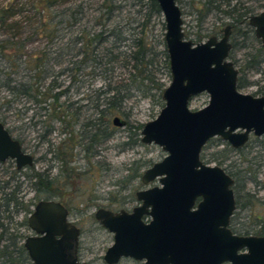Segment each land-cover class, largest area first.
<instances>
[{"label":"rangeland","instance_id":"obj_1","mask_svg":"<svg viewBox=\"0 0 264 264\" xmlns=\"http://www.w3.org/2000/svg\"><path fill=\"white\" fill-rule=\"evenodd\" d=\"M37 1L0 0V11L7 9L13 12L10 16L5 17L4 23H0L1 80H5L9 76L15 83L29 80L28 76L34 72L30 66H33L34 62L33 60L25 64L23 62L34 56L40 59L38 70L40 75L44 76L43 81L40 79L39 83L46 85L53 75L55 83L58 84L54 90L67 89L58 99V102L64 105L72 103L69 109L71 116L68 114L66 119L73 118L74 114L72 113L75 112L76 105L85 104V106L79 110L80 115H78L77 123L71 127L63 128L60 122L52 118L49 119V128L44 129L39 123L35 125L33 123L40 119H45L46 122L49 115L48 108L45 112L38 107L39 104L28 100L25 96L21 94L14 96L5 88L0 87V115L5 116L6 125L11 128L12 135L20 139L23 148L32 155V170L34 171H44L50 165L49 173L51 177L55 176L59 172L60 161L53 159L52 153L47 149L51 146L50 149L56 153L57 147L61 143H65L67 149L69 146L72 147L70 161L66 164L71 172L64 188L62 186V190L67 194L63 197V202L69 208L68 219L81 230L79 235L80 259L89 264H105L101 255L105 247L110 244L111 236L96 223L93 212L98 207L116 210L118 208L129 209L135 205L133 196L135 190L157 185L155 180L148 184H142L139 180L140 174L152 162L160 160L165 154L159 146L152 143L144 144L139 139L142 124L157 115L163 101L157 99V92L153 88L143 96L142 92L147 89L145 83L144 86L140 85L137 90L138 74L135 76L136 81L127 85L129 69L121 67L120 64L127 62L130 65L132 61L124 58L121 53L117 54L120 51L128 52L130 39L134 33L136 36H142L139 33L141 27L139 23L143 20L145 9L142 7L140 9V3L147 0H44V4L47 6L48 2L49 5L48 9L44 10L45 12ZM188 1L191 0H180V4H178L182 11L184 38L192 43H197L204 41L212 34L220 36V29L230 19L219 13H210L202 20L197 21L194 8L188 5ZM240 1L243 5L254 8V12L264 8V5L259 7L255 0ZM233 2L234 0H230L231 5ZM104 6H112L110 18L107 15L108 9ZM66 7H78L81 13L78 19L74 20V16L70 12L62 13V9ZM1 15L0 12V17ZM43 20L47 22L48 27L42 30L40 27ZM109 29L112 30V35L97 46L96 53H93L92 50L90 52L95 41L88 46L83 44L84 42L75 43L74 41V38L78 37L80 33H83L82 36H84L85 32H89L86 37L90 38V32L93 30L107 32ZM163 30L161 15L151 16L145 25L143 41L147 42L149 46L152 44L153 49L158 53L156 62L150 70L153 71L155 80L165 87L169 82V71L167 72L164 67V59L160 53L163 49L160 41ZM240 30L244 31L245 27H241ZM43 32L48 36L44 37ZM51 35L53 38L49 40L48 37ZM197 35H200L199 40H197ZM229 41L232 43L230 55L235 59H241L247 50L241 45L244 43L250 46L251 42L249 37L244 41L243 37L235 31L231 34ZM112 45H115V48H111ZM104 46L109 47L110 52L101 57L99 52H104ZM68 49H73L70 54L66 52ZM77 49L80 50V53L75 54ZM1 52L8 58L3 57ZM72 54L73 56H71ZM94 56L95 59H93ZM113 58L117 60H113ZM99 59L100 63L95 66L93 61ZM44 68L49 72L48 77L46 76L48 72L46 74L42 72ZM73 77L75 81L72 82ZM246 78L249 81H257L260 75L256 72L248 73ZM119 84L131 93L130 96L122 100L119 112L111 114L110 112L94 111L92 104L96 101V92ZM254 90V85L239 89L242 93H252ZM5 100L10 101V108H7L8 102ZM207 100L208 95L205 92L199 93L190 99L189 108L199 109L207 103ZM113 116H118L124 121V124L121 126L112 125L110 120ZM97 118L107 121V128L103 124L99 132L101 134L108 132L110 137L100 144L92 145V149L85 157L86 152L82 149L81 136L82 132L87 129L82 130L81 126L91 119L98 122ZM47 127L45 126V128ZM84 132L86 133V131ZM42 133L45 136L44 140L40 141L39 137ZM71 140L74 142L73 144H71ZM216 143H218V139L213 137L207 144L212 147L203 150V152H212ZM91 151H93L92 155ZM40 157L44 159H40ZM231 160L236 162L244 160V164L247 160L252 162L263 160L262 164L255 169L257 183L249 182L246 187L254 193L256 198L264 199V143L250 137L241 150L231 152L229 160L225 161L223 165ZM20 178L18 177V180ZM25 197L34 199L35 192L28 188ZM259 210L260 205L257 203L250 208L238 211L239 213L234 219L237 222L236 225H249L251 213ZM247 215L249 216L247 217ZM17 219H22V215H18ZM23 232L28 233L26 229ZM116 264H139V261L122 258Z\"/></svg>","mask_w":264,"mask_h":264},{"label":"water","instance_id":"obj_2","mask_svg":"<svg viewBox=\"0 0 264 264\" xmlns=\"http://www.w3.org/2000/svg\"><path fill=\"white\" fill-rule=\"evenodd\" d=\"M163 22L162 40L169 82L160 97L157 115L140 128V142L155 144L165 153L140 174L134 191L137 205L129 211L98 207L97 224L112 234L102 261L116 264L131 258L141 264H264V236L238 235L229 228L234 211L232 179L218 165L203 163V145L218 137L233 148L248 138L264 135V95L236 88L237 68L227 59L230 43L226 25L220 38L211 35L192 43L184 38L175 0H154ZM248 25L264 46V8L248 17ZM205 92L207 103L190 109V99ZM112 124L121 126L118 116ZM30 166L33 157L21 149L0 122V161ZM143 218H147L144 221ZM33 235L23 241L33 264H87L68 250L79 230L57 200H38L27 217Z\"/></svg>","mask_w":264,"mask_h":264},{"label":"trees","instance_id":"obj_3","mask_svg":"<svg viewBox=\"0 0 264 264\" xmlns=\"http://www.w3.org/2000/svg\"><path fill=\"white\" fill-rule=\"evenodd\" d=\"M177 5L180 4V0H175ZM257 2V5L259 7L264 5V0H255ZM40 6L43 7V12H45V9H48L49 5L47 2L44 4V0H38L37 1ZM43 3V4H42ZM190 7L194 8L196 19L197 21L202 20L205 16H207L210 13H219L226 17H228L230 20V23L234 24V31L237 32V34L241 35L244 39L250 38V46L245 45L244 43L241 45V47L247 48V50L243 53V57L237 61V68H238V79L236 81V87L238 89L243 88L246 85L250 84V81L247 80L246 76L248 73H254L257 71H261V76L264 80V67H262V64L264 63V47H262L259 43V41L254 37L252 33V29L248 26L246 19L249 15L255 13L254 8L245 6L240 0H234L233 4H230V0H191L187 2ZM144 8L143 13V20L139 23L140 24V30L139 33L142 34V36H136V33L133 34L132 38L130 39L129 49L127 53L119 52L117 54H122L124 58L129 59L131 62L130 65L127 64V62H122L120 65L121 67H125L128 70V84L131 85L134 81H136L135 76L138 74L139 79L138 83L139 85L136 87L137 90H139L140 85L146 84V91L142 92V95H147L148 91L153 88L157 92V99L161 101L160 94L163 90L164 85L162 83H159L155 80V76L153 71L151 72L150 68L155 64L156 57L158 55L157 52H155L154 46L152 44H149L145 41H143L144 38V32H145V25L148 23L149 18L153 15L160 16V11L158 9V6L154 0H147L146 2L140 3V9ZM179 7V5H178ZM108 9V17H111V11L112 6L105 7ZM114 8V7H113ZM180 9V7H179ZM70 12L74 16V20L78 19L80 11L78 7H66L62 9V13ZM140 11V10H138ZM2 13L0 17V23H4L5 17L10 16L13 12L11 10L3 9L0 11ZM180 13L182 14V11L180 10ZM107 18V17H106ZM47 22L43 20L42 26L40 29H44L47 26ZM162 25V23H161ZM245 27L244 31H241L240 28ZM89 32H85L84 36H82L83 33H80L78 37L74 38L75 43L78 41L84 42L86 46L92 45L91 43L95 41V45L90 49V52L96 53L97 46L101 43L105 42L110 35H112V30L109 29L107 32L105 30L100 31H92L90 32L91 37H86V35ZM43 36L47 37L48 34L43 32ZM86 37V38H85ZM49 40H51L53 37L52 35L48 37ZM85 38V39H84ZM200 39V35H197V40ZM161 41V45L163 46L160 53H162L163 56V64L164 67L167 69L168 72V66H167V57L164 50V45ZM2 48V46H0ZM111 48H115V45H112ZM104 52L100 53L101 57H104L106 53L110 52L109 47H103ZM73 49L66 50L67 54H70ZM77 52L75 54L80 53V50L77 49ZM84 51V50H83ZM85 53V51H84ZM1 55L4 57L5 55L3 52H1ZM97 57L100 58L98 54H96ZM95 55V56H96ZM73 56V54L71 55ZM93 56V55H92ZM91 56V59H92ZM95 56L93 59H95ZM118 56V55H117ZM122 56V57H123ZM5 58H8L5 56ZM19 59V58H18ZM17 59V60H18ZM33 60L34 64L33 66H30L31 70L34 72L30 74L28 77H30L29 80L26 82L20 81L16 82L11 78V76L6 77L5 80H1L0 77V87L5 88L8 92L12 93V95L21 94L25 96L28 100H32L34 103L39 104V108L41 110L47 111L48 108V116L45 119H40L34 122L33 124H40L44 129L49 128V119H55L58 122H60L63 125V128H69L73 124L77 123L78 115H80V109L85 106V104L76 105L75 106V112L73 118L66 119V116L69 114V109L72 105V103H66V105L61 104L58 102L59 96L62 95L66 90H54L58 87V84L55 83V78L52 75L47 84H40V79H43V75H40L39 67H40V59L37 57H32L31 59L24 60V64L28 63V61ZM113 60H117L114 59ZM9 61V60H8ZM95 66H98V63H100L99 60L93 61ZM155 67V66H154ZM156 68V67H155ZM77 69V68H75ZM38 71V72H37ZM44 74L48 72V70L43 69ZM10 73V72H9ZM49 75V72L47 73V77ZM1 76V74H0ZM56 76V75H55ZM43 81V80H42ZM75 81L74 77L72 78V82ZM145 83V84H144ZM119 85H114L113 87H109L105 90H99L96 92V101L93 103L92 107L94 111L98 112H105L108 113H117L119 112L120 104L123 99L127 98L131 95L129 90H126L125 87H122ZM19 87V88H17ZM85 97V96H84ZM86 98V97H85ZM8 102L7 108H10L11 106L9 100H5ZM42 104V105H41ZM48 104V106H46ZM103 106V107H102ZM114 117V116H113ZM112 117V118H113ZM111 118V119H112ZM98 119V118H97ZM0 121L2 123H6L5 116L0 115ZM111 122V120H110ZM104 124V126L107 128V121H101L98 119V122H94L91 120L86 121L82 124L81 129H87L82 132V149L86 152L85 157L88 155V151L92 149V145L100 144L102 141L108 139L110 137V133L105 132L101 134L99 132L100 127ZM112 124V122H111ZM113 125V124H112ZM45 126H48L45 128ZM96 130V131H95ZM64 131V129H62ZM11 132V128H10ZM46 132V131H45ZM12 134V132H11ZM45 134H40L39 140H44ZM69 137L71 138L70 134ZM68 138V139H70ZM21 145L22 141L15 137ZM72 139V138H71ZM211 140V139H210ZM210 140L207 141L206 145L202 148V151L200 153V158L205 163L213 162L216 165H219L223 168V170L231 176L233 179L232 184V191L234 195V202H235V210L233 212V215L231 216L229 227L235 234L238 235H261L264 236V199L259 200V198H256L254 196V193L250 192V189L246 187V184L249 182H253L256 184L255 181L256 177V170L261 164L262 161H254L247 160L246 164L243 163V161L236 162L235 160H231L226 165H223L225 161L229 160L231 152H236L241 150L239 149H233L229 147L228 144L224 142H220L218 140V143H216L213 147V151L210 153L203 152V150L212 147L208 146L207 144L210 142ZM258 141H264L263 139H257ZM74 142L71 140V144ZM221 144L222 147H217V145ZM49 145V144H48ZM23 147V146H22ZM68 147V146H67ZM51 148V146H50ZM48 148L49 152L52 153L53 159L56 161H60L59 163V172L55 176L50 175L49 169L50 165L46 167L44 171H34L32 170V166H30L27 170L30 171V174H28L26 177L28 179L29 188L32 189L35 192V197L33 202H36L40 199H53L57 200L63 205L66 206V204L63 202V197L67 195L64 190H62V186L64 188L66 184V180L69 179V174L71 171L70 168L66 167V164L70 161V154L72 147H68V149L65 147V143H61L57 147V152H53ZM24 149V148H23ZM93 151L90 152L92 155ZM40 159H44L41 158ZM254 167V168H253ZM251 174V175H250ZM64 176V177H63ZM18 180V179H17ZM19 184L20 181H17ZM36 199V200H35ZM259 203L260 210L251 213L250 216V224L249 225H236L237 222L234 221V219L237 217L238 211L245 210L246 208H250L254 206L255 204ZM17 204V201L15 197L11 196L10 194L7 197L0 199V264H27L24 250L21 246L18 245L16 247L13 243V238L10 235L9 231L3 227V220L4 218H7L8 216H4L5 209H7L11 205ZM69 210V208L67 207ZM249 215H247L248 217ZM254 230V231H253Z\"/></svg>","mask_w":264,"mask_h":264},{"label":"flooded vegetation","instance_id":"obj_4","mask_svg":"<svg viewBox=\"0 0 264 264\" xmlns=\"http://www.w3.org/2000/svg\"><path fill=\"white\" fill-rule=\"evenodd\" d=\"M256 13V12H255ZM254 14V13H253ZM252 15V14H251ZM250 16V15H249ZM248 16V17H249ZM248 17L246 19V22L248 24ZM228 25L229 28H228V34H227V40L228 42L230 43V49L228 51V56H227V59L230 60L232 62V64L237 68L236 64H237V61H239L240 59H235L234 57H232L230 55V51L232 49V43L229 41L230 37H231V34L233 33L234 31V24L233 23H226L224 25V27L222 29H220L221 33H220V36H217L215 34H212L213 36H215L217 39L221 37L222 33H223V29L225 28V26ZM249 26V25H248ZM250 27V26H249ZM251 28V27H250ZM252 29V28H251ZM252 33H253V29H252ZM254 35V34H253ZM211 36V35H210ZM209 37V36H208ZM207 37V38H208ZM255 37V36H254ZM257 39V38H256ZM258 40V39H257ZM259 41V40H258ZM260 43V42H259ZM261 45V44H260ZM262 46V45H261ZM264 47V46H262ZM234 58V59H232ZM262 67H264V63L262 64ZM237 72H238V68H237ZM258 75H260V78L259 80H252L250 81V84L249 85H254L255 86V90L252 92V93H249L253 96H263L264 95V80L261 76V71H257L256 72ZM238 75H239V72L237 73V79H238ZM237 81V80H236ZM260 82V83H259ZM249 85H246L244 87H247ZM243 87V88H244ZM237 88V87H236ZM237 90L239 91V89L237 88ZM1 122V121H0ZM111 122H112V119H111ZM2 123V122H1ZM3 126L7 129L9 135L12 137V138H15L11 132H10V127H8L6 125V123H2ZM115 126V125H114ZM250 137H254L255 140L257 139H263L264 135H260V136H253L252 134H249L248 135V138L247 140L239 147L237 148H233L231 147L229 144V147L233 148V149H241L242 147L245 146L246 142L248 141V139ZM212 139V138H210ZM209 139V140H210ZM216 139H218L220 142H224L226 143L225 141H222L220 138L216 137ZM20 143V142H19ZM207 143V142H206ZM206 143L204 145H206ZM262 143H264V141H262ZM227 144V143H226ZM203 145V147H204ZM221 144L217 145V147H222V145L220 146ZM20 146H21V149L25 152H27L25 149H23L21 143H20ZM202 147V148H203ZM202 151V149H201ZM29 153V152H27ZM201 153V152H200ZM30 154V153H29ZM31 155V154H30ZM32 156V155H31ZM163 157V156H162ZM200 157V155H199ZM201 159V158H200ZM203 163H205L203 160H201ZM33 164V163H32ZM208 164V163H206ZM209 165H213V164H209ZM216 165V164H215ZM32 166V165H30ZM30 166H23V167H20V168H17L16 165H15V162L13 159L11 158H5L4 160L0 161V199L1 198H4V197H7L9 194L13 197H15L16 201H17V204L15 205H11L9 206L7 209H5V214L4 216H8L7 218H4L2 219L3 220V227H5L10 235L12 236L13 238V243L16 247L21 246L23 248V252L25 254V258H26V262L27 264H33L31 262V260L28 258L27 256V253H26V250L25 248L23 247V241L24 239L27 237V236H30V235H33V232L30 230V228L27 226V217L28 215L31 213L35 203L37 202H33V200L25 197V193H26V190L29 188V183H28V179H27V175L30 174V171L27 170ZM219 166V165H218ZM221 167V166H220ZM18 177H21L20 178V183L17 184L18 182ZM231 177V176H230ZM232 179V178H231ZM140 180V179H139ZM232 184H233V179H232ZM25 187V189H23ZM146 188V187H145ZM144 189V188H143ZM231 189H232V185H231ZM138 190V189H137ZM233 192V191H232ZM133 196H134V192H133ZM234 197V195H233ZM135 199V197H134ZM136 202V200H135ZM62 204V203H61ZM138 202H136L135 205H137ZM63 205V204H62ZM133 205V206H135ZM234 205H235V202H234ZM66 210H67V213H68V209L65 205H63ZM133 206H131L129 209H125V208H118V209H108V210H111V211H117L119 209H124L126 211H129ZM103 208V207H102ZM107 209V208H105ZM234 210H235V207H234ZM234 212V211H233ZM18 215H22V219H17V216ZM233 215V213H232ZM231 219V217H230ZM144 221H147V218H143ZM230 222V221H229ZM75 227L78 228L79 230V235L81 234V230L80 228L75 225L73 222H71ZM97 223V222H96ZM230 228V227H229ZM25 229L28 231V233H24L23 231H25ZM232 231V230H231ZM109 233V232H108ZM234 233V232H233ZM110 236H111V242L110 244L112 243V234L109 233ZM79 235H78V239H77V243L76 245L72 246L71 249L68 250V252L72 255V256H76L77 257V260L79 261H83L80 259V256H79V249H80V246H79ZM253 235V234H251ZM109 244V245H110ZM108 245V246H109ZM106 246V247H108ZM105 247V248H106ZM105 250V249H104ZM104 252V251H103ZM101 259H102V255H101ZM122 259V258H121ZM120 260V259H119ZM86 262V261H84ZM87 264H89L88 262H86ZM139 264H141V262L139 261ZM225 264V263H223Z\"/></svg>","mask_w":264,"mask_h":264}]
</instances>
